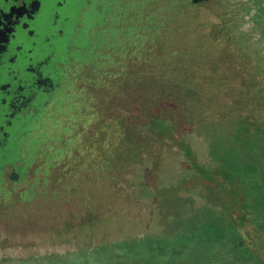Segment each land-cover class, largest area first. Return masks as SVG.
<instances>
[{
    "label": "rangeland",
    "instance_id": "374dc122",
    "mask_svg": "<svg viewBox=\"0 0 264 264\" xmlns=\"http://www.w3.org/2000/svg\"><path fill=\"white\" fill-rule=\"evenodd\" d=\"M175 1L149 60L129 51L106 76L86 73L83 148L38 158L0 192V264H264V209L245 215L198 171L248 144L263 153L264 0ZM205 207L229 214L232 247L206 251L216 238L201 230L156 237Z\"/></svg>",
    "mask_w": 264,
    "mask_h": 264
},
{
    "label": "flooded vegetation",
    "instance_id": "af4514ba",
    "mask_svg": "<svg viewBox=\"0 0 264 264\" xmlns=\"http://www.w3.org/2000/svg\"><path fill=\"white\" fill-rule=\"evenodd\" d=\"M171 2L0 0V192L51 154L45 135L90 122L86 73L106 76L141 47Z\"/></svg>",
    "mask_w": 264,
    "mask_h": 264
},
{
    "label": "trees",
    "instance_id": "16d2710c",
    "mask_svg": "<svg viewBox=\"0 0 264 264\" xmlns=\"http://www.w3.org/2000/svg\"><path fill=\"white\" fill-rule=\"evenodd\" d=\"M170 5L171 6L165 16L156 19L157 21L154 29L151 30L149 34H147L148 40L145 38V41L140 44L141 47H137L136 50L133 51L134 54L137 53L136 55H138L139 58L149 60L150 50L145 44L157 37L160 29L165 30V25L175 18L177 14V10L175 9L177 8L176 1L172 0ZM128 52L129 51L123 53L122 56L124 57ZM115 68H119V63L115 66ZM90 116V121H92L95 118V115L91 114ZM66 117L71 118L72 114L65 116V118ZM241 129L242 128L238 129L236 132H240ZM63 130L64 128L61 129V131ZM76 132L77 131H75L72 135L69 133H66V135H45L44 139L46 143L43 147L48 149L51 154L48 156L43 154L39 157V159L47 158L46 165H51L55 162H66V160L70 157L71 151L77 149L78 147L83 148L81 142L82 135H78V132L77 134ZM234 136L237 137V135ZM239 143H241L240 140ZM238 145L241 146L243 144ZM242 150L244 152H242ZM231 152L232 151H227V153H224L225 155L222 158V165L224 168L213 171L212 169L201 166L198 167V171L203 175L205 180H213V183L217 184L218 186L224 184L228 199L231 202H234L237 206L241 205V201L239 200V198H241L246 205L245 209L240 206L242 210H245V215H247L249 213L248 211L251 209H264V150L263 153L260 154L258 153L257 149H255L251 144H248L247 146H244L243 149H241L239 154L233 155ZM212 175H214V177ZM247 205H249L251 209L247 210ZM193 211L196 214L195 216L191 217L188 223L189 226L186 228L178 227L171 234L163 233L161 235H157L156 237L159 241L161 240L163 243L165 242L169 244V239H172L174 233L179 234L187 232L188 230L190 232L193 230H201L206 237L216 238L206 242V251L210 253L217 252L220 254L219 251H224V248L229 245L228 240H233L235 238L234 234L238 232L234 225L231 226L229 223H227L229 221V214L226 211L221 214V210L214 209L213 207L195 208ZM221 216L223 218H221ZM143 239L140 240L141 243L143 242ZM141 243H139L138 246H140L142 249ZM121 244L123 246H128L132 243L129 241H123ZM229 247H232L231 244ZM132 252H135L133 247ZM203 255V252H197V255H195L193 259L199 260L202 259V257L206 258V256ZM184 258L185 257H182L180 260H184Z\"/></svg>",
    "mask_w": 264,
    "mask_h": 264
},
{
    "label": "water",
    "instance_id": "95a60500",
    "mask_svg": "<svg viewBox=\"0 0 264 264\" xmlns=\"http://www.w3.org/2000/svg\"><path fill=\"white\" fill-rule=\"evenodd\" d=\"M193 3H198V2H202V1H206V0H192Z\"/></svg>",
    "mask_w": 264,
    "mask_h": 264
}]
</instances>
